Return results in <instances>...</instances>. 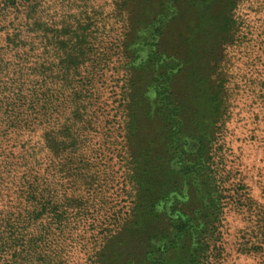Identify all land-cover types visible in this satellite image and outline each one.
I'll return each instance as SVG.
<instances>
[{
  "label": "rangeland",
  "instance_id": "rangeland-1",
  "mask_svg": "<svg viewBox=\"0 0 264 264\" xmlns=\"http://www.w3.org/2000/svg\"><path fill=\"white\" fill-rule=\"evenodd\" d=\"M44 1L54 21L91 15L94 29L70 54L59 45L44 69L57 107L52 152L64 164L51 202L81 213L75 219L90 217L52 236L65 244L90 237L89 250L73 239L66 264H88L93 247L96 264H124L145 251L132 221L152 203L171 205L182 165L208 145L227 196L211 264H264V0ZM125 158L133 162L131 203ZM181 188L195 205L192 187ZM169 223L162 214L156 244ZM0 264L15 263L3 252Z\"/></svg>",
  "mask_w": 264,
  "mask_h": 264
},
{
  "label": "trees",
  "instance_id": "trees-1",
  "mask_svg": "<svg viewBox=\"0 0 264 264\" xmlns=\"http://www.w3.org/2000/svg\"><path fill=\"white\" fill-rule=\"evenodd\" d=\"M5 6L7 13H0V36L4 38V46L0 45V255L8 253L15 264H66L67 250L75 247L73 239L79 237L82 247L88 248L90 237L83 243L85 236H76L65 244L52 236L57 229L61 232L70 223H87L90 217L75 219L81 213L57 211L51 202L55 171L64 164L59 165L60 158L56 161L52 152L57 107L50 87L46 89L52 82H47L50 74L44 69L53 64L59 45L68 50L67 55L75 45L91 38V15L78 14L56 22L45 13L44 0H5ZM165 98L168 102V96ZM165 107L170 109L168 104ZM168 120L176 125L173 117ZM38 127L42 130L40 142L35 139ZM132 164L125 158L123 173L129 185L125 199L129 203L135 196ZM180 174L182 182L173 189L171 205L165 204L167 198L152 203L146 215L132 221L134 238L142 236L147 246L124 264H211L227 196L210 145L196 151L195 162L182 165ZM184 183L197 196L195 205L187 202L190 190L183 192ZM162 214L170 217L171 223L156 244L155 224ZM94 222L92 219L88 226ZM122 226L121 221L116 222L106 227L107 232ZM145 233L149 241L143 239ZM98 250L92 248L88 264H96Z\"/></svg>",
  "mask_w": 264,
  "mask_h": 264
}]
</instances>
